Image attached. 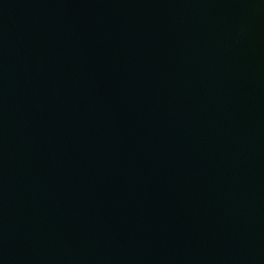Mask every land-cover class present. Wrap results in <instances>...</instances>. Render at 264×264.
Returning a JSON list of instances; mask_svg holds the SVG:
<instances>
[{
	"label": "water",
	"instance_id": "1",
	"mask_svg": "<svg viewBox=\"0 0 264 264\" xmlns=\"http://www.w3.org/2000/svg\"><path fill=\"white\" fill-rule=\"evenodd\" d=\"M0 264H264V0H0Z\"/></svg>",
	"mask_w": 264,
	"mask_h": 264
}]
</instances>
